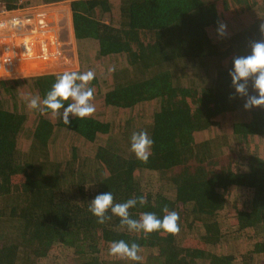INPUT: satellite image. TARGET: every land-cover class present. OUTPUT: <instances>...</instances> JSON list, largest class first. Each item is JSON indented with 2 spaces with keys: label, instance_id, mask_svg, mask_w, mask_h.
<instances>
[{
  "label": "trees",
  "instance_id": "1",
  "mask_svg": "<svg viewBox=\"0 0 264 264\" xmlns=\"http://www.w3.org/2000/svg\"><path fill=\"white\" fill-rule=\"evenodd\" d=\"M68 1L95 111L66 125L28 107L63 72L0 80V264H264V107L245 110L228 76L264 40V0ZM141 130L147 161L129 146ZM105 191L144 195L133 219L177 212L179 230L129 231L110 210L98 223ZM116 240L141 259L111 255Z\"/></svg>",
  "mask_w": 264,
  "mask_h": 264
},
{
  "label": "clouds",
  "instance_id": "2",
  "mask_svg": "<svg viewBox=\"0 0 264 264\" xmlns=\"http://www.w3.org/2000/svg\"><path fill=\"white\" fill-rule=\"evenodd\" d=\"M259 31L264 34V23L259 25ZM216 33L221 37L226 36L227 25L222 22L219 23ZM249 49L250 51L246 55L233 57L231 67L228 69L231 86L237 96L244 98L243 108L245 110L264 107V40L250 42ZM76 70L64 71L59 74L43 99L26 97L28 107L39 108L41 112L51 110L54 113L62 109L60 115L66 125L70 123V114L76 118L91 115L95 111V107L90 103L93 89L88 85L94 79V73L91 70L86 72ZM249 84L252 93L249 91ZM65 101L68 102L65 103ZM152 145L153 140L146 131H134L130 135V150L141 161L148 160ZM137 203L144 205L146 197L141 195L127 199L122 203H114L112 193L105 191L90 199L88 210L97 218L98 223H103L109 218L106 216V212L110 210L112 215L120 218L121 225H126L129 231L138 233H151L160 230L175 233L179 230L178 213L167 208L162 210L165 213L162 216H157L152 212H144L136 219L131 218L128 209ZM138 248L139 246L135 242L116 240L110 242L108 250L111 255L139 261L141 257L137 254Z\"/></svg>",
  "mask_w": 264,
  "mask_h": 264
},
{
  "label": "built area",
  "instance_id": "3",
  "mask_svg": "<svg viewBox=\"0 0 264 264\" xmlns=\"http://www.w3.org/2000/svg\"><path fill=\"white\" fill-rule=\"evenodd\" d=\"M23 42L22 58L14 45ZM70 1L0 7V79L40 76L63 58L74 37ZM70 71L64 68L58 72ZM58 73L57 71H54ZM54 74V73H53ZM6 75V76H5Z\"/></svg>",
  "mask_w": 264,
  "mask_h": 264
},
{
  "label": "rangeland",
  "instance_id": "4",
  "mask_svg": "<svg viewBox=\"0 0 264 264\" xmlns=\"http://www.w3.org/2000/svg\"><path fill=\"white\" fill-rule=\"evenodd\" d=\"M21 4L27 5V3H25V0H18V5H21ZM62 52H63V58L64 56L68 55L69 61H63V59L61 58L59 62H54L53 65L49 66L47 68L48 70L42 73L43 75H50V74L55 73L54 71L58 72V71L63 70L64 68H66L67 70H72V71L73 69L80 68L81 61H80L79 54H78V45H77L76 39L72 40L70 45L66 47V50H63ZM2 80H9V78H5ZM47 182L50 183L49 181Z\"/></svg>",
  "mask_w": 264,
  "mask_h": 264
},
{
  "label": "crops",
  "instance_id": "5",
  "mask_svg": "<svg viewBox=\"0 0 264 264\" xmlns=\"http://www.w3.org/2000/svg\"><path fill=\"white\" fill-rule=\"evenodd\" d=\"M15 40H16V42L14 43V45L18 49L19 57L22 58L23 50H21V49L23 48V45H22L23 42L21 41L19 36ZM65 61H69V58H66ZM73 70L75 71L76 69H73ZM2 79H4V78H1L0 80H2Z\"/></svg>",
  "mask_w": 264,
  "mask_h": 264
}]
</instances>
